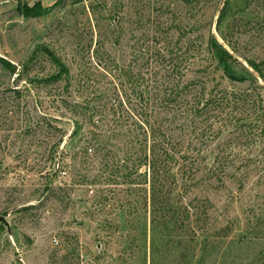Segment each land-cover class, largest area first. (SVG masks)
<instances>
[{
	"label": "rangeland",
	"instance_id": "374dc122",
	"mask_svg": "<svg viewBox=\"0 0 264 264\" xmlns=\"http://www.w3.org/2000/svg\"><path fill=\"white\" fill-rule=\"evenodd\" d=\"M56 1L0 0V264H150L149 189L130 184L145 170L129 178L137 162H121L122 134L142 123L196 176L171 187L197 214L195 241L172 252L173 232L157 264H264V80L243 70L253 60L264 75V0H67L20 13ZM199 33L233 53L245 81L223 74ZM50 54L66 80L49 81ZM203 87L213 102L200 111ZM94 134L106 139L98 153Z\"/></svg>",
	"mask_w": 264,
	"mask_h": 264
},
{
	"label": "trees",
	"instance_id": "16d2710c",
	"mask_svg": "<svg viewBox=\"0 0 264 264\" xmlns=\"http://www.w3.org/2000/svg\"><path fill=\"white\" fill-rule=\"evenodd\" d=\"M18 1V0H17ZM67 0H57L56 3L50 8H43L40 3H36L33 7H29L27 4H19L21 9V15L25 18H39L46 15L51 9L63 4ZM90 2L91 0H84ZM183 3H187L188 0H181ZM82 0H73V4L81 3ZM91 9V8H90ZM92 14H95L93 10ZM222 11L217 18V26L223 18ZM200 28L196 31L198 32ZM185 38L186 34H181ZM222 40H226L222 34H219ZM198 43L201 47L205 46L208 54L213 56L217 61L218 65L222 69L223 74L235 82H243L245 78L239 76L234 71V65H240L238 59L235 58L233 53L227 50L222 43L216 40L212 35L209 36L207 41L204 43L203 34H198ZM55 66L58 68V73L49 78L51 82H58L60 80H66L69 77V68L62 63L58 58L50 54ZM1 63L9 71L14 72L15 68L6 61L1 60ZM248 67L251 72H248L244 67L249 76L254 79V74H256L260 79L264 80V75L262 72V63H256L253 60H246ZM67 83H69L67 81ZM189 87H195L194 83H187L184 88L180 89V96L186 94V90ZM193 85V86H192ZM175 92H178V85L175 88ZM205 88L203 87L199 90L201 98L199 102L196 101V96L191 103L196 105L195 108L202 106L200 111L204 108L209 107L213 102L212 96L205 98L204 96ZM175 99V98H174ZM259 107L264 110V103L262 99L259 100ZM141 130V133L137 130H127L122 134L121 137H127L131 140L130 151L127 155H124L121 160L122 164H125L130 158L137 163H134L129 168H127L128 177H132L133 174L141 175L139 173L142 168H144L143 182L141 183H130L134 188H142V186H148L149 189V215H150V264H157L159 253L162 249L167 247L164 245V241L172 236L173 232L178 237L179 241L172 248V252L182 249L181 240H186V246L192 245L194 243V238L197 236L194 226L197 223V214L193 212L191 207V202L185 203L180 200L176 195H173V189L171 188L176 181V177L182 183V186L188 185L191 181H194V168L192 165L186 164L187 155L178 152L176 154L173 144L165 140L164 136L156 134L154 130H147L143 127V123L137 127ZM100 134H94L92 139L96 144V153L102 151L101 147L104 146L105 138L100 139ZM150 138V144H148V139ZM88 152V153H87ZM85 154H92V149L88 148ZM128 157V158H127ZM124 165H122L123 167ZM177 169V170H174ZM134 181V180H133ZM198 211V209H197ZM196 211V212H197ZM168 230V231H167ZM189 233V234H188ZM188 244V245H187ZM185 246V247H186ZM183 248L182 250H184ZM159 264V263H158Z\"/></svg>",
	"mask_w": 264,
	"mask_h": 264
},
{
	"label": "water",
	"instance_id": "95a60500",
	"mask_svg": "<svg viewBox=\"0 0 264 264\" xmlns=\"http://www.w3.org/2000/svg\"><path fill=\"white\" fill-rule=\"evenodd\" d=\"M1 221H2V219H1Z\"/></svg>",
	"mask_w": 264,
	"mask_h": 264
}]
</instances>
